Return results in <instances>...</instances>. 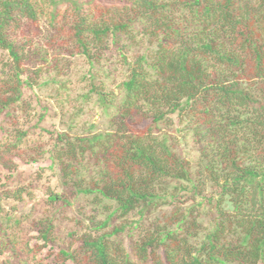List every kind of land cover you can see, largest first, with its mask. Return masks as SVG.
<instances>
[{"label":"trees","instance_id":"trees-1","mask_svg":"<svg viewBox=\"0 0 264 264\" xmlns=\"http://www.w3.org/2000/svg\"><path fill=\"white\" fill-rule=\"evenodd\" d=\"M41 20L85 58L84 93L25 77L9 33ZM50 86L78 106L63 131L26 96ZM67 263L264 264V0H0V264Z\"/></svg>","mask_w":264,"mask_h":264},{"label":"rangeland","instance_id":"rangeland-1","mask_svg":"<svg viewBox=\"0 0 264 264\" xmlns=\"http://www.w3.org/2000/svg\"><path fill=\"white\" fill-rule=\"evenodd\" d=\"M9 34L11 35V39L25 45L27 48L26 53L29 54L31 59L33 58V60L26 61L24 64L25 77H36V70H40V74L36 79L39 82H44L47 79L57 77V74H61L59 78L57 77L58 80L68 79L72 81V83L69 84L73 92L72 95L84 93V84L78 81H80L83 74L89 70V65L83 56H80L69 43H66V36L60 40L51 39L54 31L42 20L38 24H30L24 21L19 31L11 30ZM44 58L47 59V61H43ZM116 59L117 57L113 56L110 58V61L104 62L105 64L103 67L110 72V79H116L117 77L115 76H118L121 72L119 64H115ZM118 77L117 79L119 81L121 77ZM51 88L52 86L41 89L38 87L26 89V96L31 102H34V107H36L38 112L41 111V108L36 104L38 98L41 99L42 107L47 108L46 117L41 122V127L49 131H63L66 127L61 123V116L64 112L70 114L75 111L78 106H74L77 105L76 103L70 104L62 111L59 104L50 96L52 94ZM87 113L86 116L84 114L82 118L83 121L88 120L92 123H97L99 129L104 127L102 123H99L100 112L98 109L93 108L91 111L87 109ZM33 123H36V120H34ZM184 143L185 144L182 145L184 146L182 152L184 156L190 159L195 165L198 161L196 146L192 139L184 141ZM47 164L48 162H45L42 165ZM29 168L31 169L30 171H34L32 166H29ZM49 185L54 187L55 184L52 182ZM46 190L47 187L44 185H41L38 190H35V200H30L27 197H24L21 202L3 200V205L7 214L19 217L28 213L35 203L40 204L47 198ZM65 227L66 225L61 228L60 234L66 233L67 230Z\"/></svg>","mask_w":264,"mask_h":264}]
</instances>
